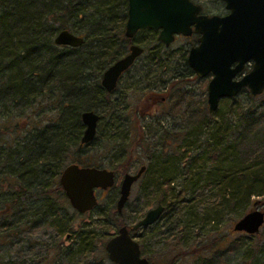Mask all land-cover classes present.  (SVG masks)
Instances as JSON below:
<instances>
[{"label": "trees", "instance_id": "obj_1", "mask_svg": "<svg viewBox=\"0 0 264 264\" xmlns=\"http://www.w3.org/2000/svg\"><path fill=\"white\" fill-rule=\"evenodd\" d=\"M127 20L128 0H0V109L11 110L9 116H14L15 111L17 116H23L43 102L55 107V116L49 123L27 133L17 148L0 153V216H19V228L27 225L26 218L31 212L34 218L48 214L56 217L48 192L52 190L49 180L62 172L63 159L71 152L95 147L96 140L103 136L110 146L123 147L114 156L127 152L124 142L120 141L119 126L122 123L131 133L133 124L122 117V107L114 98L118 87L109 94L101 84L104 73L138 42L136 37L126 38ZM62 31L83 38L84 44L79 48L57 46L55 38ZM141 34L147 35L145 45L142 44L144 53L152 45L149 57L153 66L150 68L155 72L162 70L163 65L159 63L163 58H171L167 57L171 48L161 44L153 31ZM185 54L188 55V51ZM186 70L194 74L188 64ZM242 96L250 100L258 98L244 90L234 99L223 100L225 108L231 102V106L236 105L230 109L231 116L237 121L235 126L226 112L210 114L207 103L200 116L185 123L187 135L183 142L186 152L191 154L189 169H181L173 159H167L170 161L164 164L158 160L152 162L154 154L150 148L144 145L139 149V153L145 151L149 156L145 176L153 173L150 187L163 197L160 200L166 205L163 217L172 209L173 218L180 217L172 232L175 227L176 231L194 230L197 215L207 210L203 200L208 192L218 199L219 206L230 211L238 206L245 207L251 196L262 195L264 153L258 152H264V111L260 112L254 106H241L239 99ZM85 112H94L100 117L97 136L89 146L81 145ZM210 116L220 122L213 124ZM193 136L195 141H190ZM207 138L208 143L203 142L207 149L199 153V148L203 147L201 141ZM155 163H158L157 169ZM110 167L114 171L116 168V183L111 189L115 192L113 205L101 211V220L88 231L108 232L113 229L114 218L118 219L115 208L119 195L117 182L119 172L124 168L117 162ZM196 169L197 173L194 172ZM257 175L259 177L255 178ZM178 177L184 180L174 187ZM251 178L254 179L251 181ZM256 179L260 180V185L252 189ZM228 190L231 192L226 197ZM7 207L11 208L8 215L4 214ZM111 212L113 218L108 220ZM12 228V225L6 227L9 231ZM151 240L148 236L144 254L149 256L152 264L157 252L152 249ZM258 246L254 264H264V243ZM216 260H198L196 264H217Z\"/></svg>", "mask_w": 264, "mask_h": 264}, {"label": "rangeland", "instance_id": "obj_2", "mask_svg": "<svg viewBox=\"0 0 264 264\" xmlns=\"http://www.w3.org/2000/svg\"><path fill=\"white\" fill-rule=\"evenodd\" d=\"M194 1L203 7L207 15H222L226 13L224 4L219 2V0ZM146 40L147 35L139 34L136 37V41H138L137 43L140 46L142 44L145 45ZM186 44L188 42L184 40L173 44L170 49L171 54L167 56L171 58H163L159 63L163 65V69L158 72L150 68L153 66L150 63L149 57V52L152 48V45H150L147 48V52L143 53L136 60L137 62L134 67L125 75L114 96L122 107V117L126 122L133 124V130L131 133H128L121 123L119 126L120 141L124 142L130 154L135 153L134 156L142 160L136 162V159H134V164L131 167L128 165L123 166L124 169L119 172L118 187L126 173L135 174L142 164H149L138 153L139 149L144 147V145L150 148L151 153L155 155V161L158 160L161 164L173 159L181 166V169L187 170L191 165V160H189L191 154L187 153L188 151L186 152V146L183 142L184 137L187 135L185 131L187 125L185 123L194 116H200L206 103L208 106L207 88L211 77L200 79L195 73L190 74L187 70L185 71L186 64H188V57L185 54L187 51V48H185ZM249 71H251V67L247 66L244 72L248 73ZM160 97L162 101L158 100ZM239 102L245 108L254 106L260 112L264 111V94L256 100H250L246 96H242ZM231 104L232 102L230 106L225 108L223 107L222 100L217 112H226V116L230 118L232 126H235L237 121L231 116L230 109L236 105L233 104L231 106ZM54 110V104L49 105L46 102L28 110L23 116H17L15 114L16 111L14 112V116H9L8 111L12 113L11 110L7 108L0 109V153L17 148L18 142H24L27 133L49 123L55 116ZM210 119L213 124L220 122V120L218 121L213 116H210ZM103 125L101 132L104 131ZM104 137L96 140L97 146L79 152L78 156H75L74 151L71 152L70 158L66 160V166L72 164L77 159L83 164L102 163L104 168L111 169L109 163L117 162V157L114 155L117 151L123 149V147L110 146L107 143L108 139H104ZM189 140L195 141L194 136L189 138ZM201 142V145H203V142L207 144L208 138ZM205 149L207 147L204 148L203 145V147L199 148V153H203ZM258 153L263 154L264 152L259 151ZM155 164L157 166L154 168L157 169L158 163ZM195 165L201 166L199 164ZM196 168L199 169V167ZM196 171L197 169L194 170L195 173H197ZM258 177L259 175L255 178ZM152 178L153 173L144 176L132 189L124 212V218L131 225L135 221L142 219L150 210L155 209L157 204L162 201L163 197L160 193H157L155 189L150 187ZM163 179L166 178L163 177ZM253 179L251 178L250 180L252 181ZM259 179L262 178L260 177ZM183 180L182 177L181 179L179 177L175 179L174 187L180 186ZM258 185H260V180L256 179L253 182L254 187L252 189H256ZM260 189L263 192L261 196L253 195L245 207L238 206L231 211L223 207V205L219 206L218 199H215V196L208 192L207 196L204 197L206 201L202 199L205 203L204 207L207 210L204 209L203 213L197 215L198 219H196L193 231H176L175 227V230L172 232L177 219L179 220L180 217L173 218V209L169 211L157 225L147 232L148 236L152 237V249L157 252L152 259V264H196L198 260L210 258H217V264H254L258 257L256 252L260 248L258 244L264 243V225L256 236L235 232L234 228L237 222L245 215L255 210L264 213V188ZM230 192L228 190L225 196L227 197ZM113 194L115 192L111 190L109 195L113 196ZM51 196L55 199L52 202H55L54 208L57 209V216L54 218H42L40 224L45 228L39 230V237L35 235L33 238V241L35 239L43 240L41 241L42 244L31 246L26 241L18 244L12 239L6 241L5 244H3L5 241H0V264H39L44 259L54 260V258H59L61 260L60 264L81 263V254L77 255L74 250L66 248L67 246L63 244L59 251L53 248L48 250V243L60 238L57 237L59 231L52 228L59 227L60 225V228H64L67 225L68 229L72 231L75 228L79 229V231L81 228L82 231H88L91 225L93 228L101 220L100 213L104 211L105 205L104 203H100L99 208L93 213L80 216L72 209L70 204L61 199L59 194L55 192ZM163 205L166 208V205ZM8 217L16 218L15 214L0 216V235L3 231H9L4 227L11 226V224L3 226L7 221L11 220V218L7 220ZM112 218L109 217L108 220ZM116 220L114 218L115 222ZM25 228H28L26 231H29V225L20 227V229ZM113 231L114 228L108 232L95 231L104 239L103 242H99L104 245H100V251L91 256L90 261H88L90 264L92 261L98 263L104 258L102 254L103 246H105L107 236L112 234ZM26 237L27 235L25 234L24 238L26 239ZM60 240L63 243L64 235ZM241 244H246L247 247L244 246L243 248ZM146 257L149 258L148 255Z\"/></svg>", "mask_w": 264, "mask_h": 264}, {"label": "water", "instance_id": "obj_3", "mask_svg": "<svg viewBox=\"0 0 264 264\" xmlns=\"http://www.w3.org/2000/svg\"><path fill=\"white\" fill-rule=\"evenodd\" d=\"M228 12L226 16L202 14V7L191 0H129L126 38L133 39L139 32L160 31L159 41L169 47L176 36L200 35L198 45L190 50L187 63L195 75L208 83V107L214 114L222 100L234 99L244 90L252 97L264 94V0H220ZM59 47L79 48L84 39L69 31L55 38ZM144 53L143 48L132 46L129 54L113 64L103 75L102 87L107 93L117 88L119 79ZM253 64L245 73L247 65ZM100 117L85 112L82 123L85 131L82 145L91 144L97 136ZM126 175L120 189L118 211L121 213L129 199L131 188L144 173ZM61 185L72 207L83 214L97 205L96 189L107 190L115 185L112 171L97 168L69 166L61 176ZM164 212L159 205L147 213L133 230L148 228L157 223ZM264 225V213L255 210L235 225V232L254 236ZM122 228L118 237L107 244L110 260L116 264H149L141 258L137 243Z\"/></svg>", "mask_w": 264, "mask_h": 264}, {"label": "flooded vegetation", "instance_id": "obj_4", "mask_svg": "<svg viewBox=\"0 0 264 264\" xmlns=\"http://www.w3.org/2000/svg\"><path fill=\"white\" fill-rule=\"evenodd\" d=\"M192 2H194L193 0H191ZM219 2H221L220 0H219ZM195 3V2H194ZM221 3H223V2H221ZM196 4V3H195ZM224 4V3H223ZM196 5H198V4H196ZM128 6H129V0H128ZM200 6V5H199ZM224 6H225V4H224ZM202 7V6H201ZM226 10V9H225ZM202 14H204V15H207L205 12H204V9H203V7H202ZM228 14V12L226 11V13L225 14H222V15H219V16H226ZM208 16H210V15H208ZM213 16V15H212ZM146 31H153V32H155L156 33V35H157V39H158V41H159V35H160V31H154V30H146ZM146 31H143V32H146ZM143 32H139L135 37H137L139 34H141V33H143ZM134 37V38H135ZM133 38V39H134ZM199 38H200V35H198V34H196L195 33V29L193 28V34L191 35V36H189V37H185V36H182V35H180V36H176L175 37V41L173 42V44H175V43H177L178 41H180V40H184V41H186V42H188V44H186V47L185 48H187L186 50L188 51V55H189V52H190V50L191 49H193L194 47H196L197 45H198V40H199ZM160 42V41H159ZM161 43V42H160ZM161 44H163V43H161ZM173 44H171L169 47H167L165 44H163L167 49H169V48H171L172 47V45ZM132 46H138V47H141L142 48V46H140L138 43H135V44H133V45H131L130 47H129V50H130V48L132 47ZM185 50V51H186ZM128 54H129V52H128ZM127 54V55H128ZM188 55H187V57H188ZM138 60V59H137ZM137 62V61H136ZM135 62V63H136ZM134 63V64H135ZM247 66H250L251 67V69H252V67H253V64H249V65H247ZM133 67V66H132ZM132 67L128 70V71H126L122 76H121V78L119 79V82H118V85H117V87L119 88V86H120V82H121V80L125 77V75L126 74H128L129 72H130V70L132 69ZM192 70V69H191ZM193 71V70H192ZM250 72V71H249ZM210 77V76H209ZM116 90V89H115ZM115 92V91H114ZM114 92H112V93H114ZM158 100L159 101H162V98L160 97V98H158ZM83 137V136H82ZM82 145V144H81ZM90 144H88V145H82V146H89ZM143 149V148H142ZM141 151V150H140ZM152 152V151H151ZM74 154H75V156L77 155L78 156V154H79V150H74V152H73ZM139 153V152H138ZM141 156H142V158H145V162H147V163H149L150 164V161H149V156H147V154H146V152L144 151V154H143V152H140L139 153ZM135 153H132V154H130L129 153V151L127 150V152H121V153H119V154H117L116 156H117V158H116V161H117V163H121V164H123V166H132L133 164H134V159H136V162H140V161H142L141 159H138V158H136L135 156ZM70 156H71V154H69L68 156H67V158L66 157H64V159H63V162H62V167H63V170H62V172L58 175V176H56V178H53V179H51V180H49V185H50V188H52V190L50 189V190H48V192H50V194H53V193H57V194H59L60 195V197H61V199H64L68 204H70V206L72 207V205H71V203H70V200L67 198V195H66V192H65V190L63 189V187H62V185H61V182H60V180H61V176H62V174H63V172L69 167V166H72V165H76V166H78L80 169H82V168H97V169H105V170H108V171H112V172H114V174H115V183H116V172L114 171V169H107V168H104L103 167V164L102 163H97V164H95V163H91V164H88V163H85V164H83V163H81L80 161H78L77 159H76V161H74L72 164H69V165H67L66 166V160L68 159V158H70ZM77 158V157H76ZM152 162H155V155H154V157H153V161ZM113 163H115V162H110L109 164L110 165H112ZM149 164H142L141 166H140V168L138 169V171L135 173V174H132V173H126L125 175H124V177H123V179H122V181H121V183H120V186L118 187L119 188V195H118V198H117V200H116V205H115V208H116V213H117V217H118V219L116 220V222L114 223V221H112L113 222V228H114V231H113V233L112 234H109L107 237L108 238H106L107 240H106V243H105V246H103V251H102V254L104 255V258L103 259H101L98 263L96 262V261H92V263L91 264H116V263H114L113 261H111L110 260V256H109V253H108V251H107V249H106V247H107V244L112 240V239H114V238H116V237H118L119 236V234H120V230L122 229V228H126L128 231V235L130 236V238H131V240L133 241V242H135V243H137L138 244V246H139V249H140V252H141V258L142 259H147L148 261H149V264H151V261H150V259L149 258H147L146 257V255L144 254V251L145 250H147V246L148 245H146V240H147V237H148V234H147V230H149V228H151V227H154L155 225H157L159 222H160V220L162 219V217H163V214L165 213V206L162 204V202H159L158 204H157V207L159 206V205H161V206H163L164 207V212H163V214H162V216H161V218H160V220L157 222V223H155L154 225H152V226H150V227H148V228H140V229H138V230H133V228L141 221V220H143L144 219V217L147 215H145L142 219H140L139 221H135L132 225L124 218L125 217V215H124V212H125V209H126V207H127V205H128V201H129V199H130V196H131V192H132V189H133V187L137 184V183H139L141 180H142V178H144V176H145V173L147 172V170H148V167H149ZM142 168H145V171H144V173L142 174V176H141V178L136 182V183H134L133 184V186H132V188H131V192H130V196H129V199H128V201H127V203H126V205H125V207H124V209H123V211L120 213L119 211H118V207H117V205H118V201H119V199H120V189H121V184H122V182H123V180H124V178H125V176L126 175H137L138 173H139V171L142 169ZM131 171V170H130ZM117 184H118V182H117ZM115 186V185H114ZM113 186V187H114ZM118 186V185H117ZM112 187V188H113ZM112 188H109V189H107V190H102V189H96L95 190V195H96V198H97V205L91 210V211H89V212H86V213H83V214H81V213H79V212H77L73 207H72V209L75 211V212H77L80 216H83V215H87V214H91V213H93L94 211H96L98 208H99V205H100V203H104V205H105V207L104 208H107V207H112V206H110L111 204L113 205V199H115L114 198V196H112V195H109V192L111 191V189ZM102 196V197H101ZM51 200H53V201H55V199L51 196ZM54 204H55V202H54ZM156 207V208H157ZM155 208V209H156ZM47 209H48V207H47ZM54 210V213H55V215H56V211H57V209L56 208H54L53 209ZM154 210V209H153ZM10 211H11V208L10 207H7V210L5 211V213L4 214H9L10 213ZM61 211V210H60ZM59 211V212H60ZM151 211V210H150ZM60 214V213H59ZM50 214H48L47 216H43V217H38V218H34L33 217V213L31 212V214H29L28 215V217L26 218L27 219V221H28V223H27V225H29V231H26V230H28V228H25V229H20L19 228V216H17V215H15L16 216V218H13V217H11V220L10 221H7L3 226H5V225H7V224H11L12 225V229L11 230H13V231H3V233L1 234V238H0V241L2 242V241H5L3 244H5L6 243V241H8L9 239H12V240H14L16 243H21V242H24V241H26L27 242V244H30L31 246H39V245H41L42 243H41V241H43V240H41V239H39V240H37V239H35L34 241H33V238L35 237V235L36 236H38V233H40L39 232V230H41L42 228H45L43 225H41L40 223H41V220H42V218H44L45 219V217H47V218H51L50 216H49ZM112 212H111V215H109L110 217H112ZM57 216V215H56ZM63 217H65L64 215H63ZM94 225V224H93ZM97 225V224H96ZM22 226V225H21ZM121 226V227H120ZM61 227V225L59 226V227H53L52 229H56V230H58L59 232L57 233L58 235H57V237H63V235H64V241H63V243H61V240H60V238H57V239H55V240H52V241H50L48 244V250H50L51 248H53V249H55V250H58L59 251V249H60V247L61 246H63V245H65V246H67L66 248H68V249H70V250H74L76 253H77V255L78 254H81V256H82V259H81V263L80 264H90V262H88V261H90V259H91V256H93V255H95L96 253H98L99 251H100V249H101V247H100V245H104L103 243H99V242H103L104 241V239H102V237H100L99 235H98V233L97 232H95V231H82V228H81V230L79 231V229H77V228H75L74 229V231H72V230H69L68 229V226L67 225H65L64 226V228H65V230L63 229V228H60ZM5 229H6V227H4ZM51 228V227H50ZM92 229V225H91V228L89 229V230H91ZM15 230H17V231H15ZM61 231V232H60ZM27 235V237H26V239L24 238V235ZM39 237V236H38ZM37 243V244H36ZM63 244V245H62ZM150 244H151V242H150ZM42 247L43 248H45L44 247V245H42ZM60 257V256H59ZM52 262H53V264H60L61 263V260H59V258H54V260H50V259H48V260H46V259H44V260H42L41 262H39V264H52Z\"/></svg>", "mask_w": 264, "mask_h": 264}]
</instances>
